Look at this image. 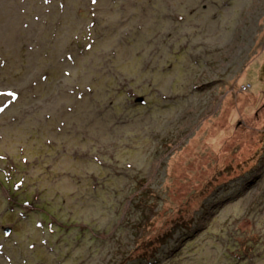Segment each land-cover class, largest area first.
<instances>
[{"label": "rangeland", "instance_id": "1", "mask_svg": "<svg viewBox=\"0 0 264 264\" xmlns=\"http://www.w3.org/2000/svg\"><path fill=\"white\" fill-rule=\"evenodd\" d=\"M263 93L264 0H0V264H264Z\"/></svg>", "mask_w": 264, "mask_h": 264}, {"label": "trees", "instance_id": "2", "mask_svg": "<svg viewBox=\"0 0 264 264\" xmlns=\"http://www.w3.org/2000/svg\"><path fill=\"white\" fill-rule=\"evenodd\" d=\"M190 227L186 229L189 231ZM167 233L158 236L155 240H153L150 244H146L143 246L144 252L139 254L137 257L132 258L129 263L136 262L137 264H159L158 255L160 254V250L168 243Z\"/></svg>", "mask_w": 264, "mask_h": 264}, {"label": "water", "instance_id": "3", "mask_svg": "<svg viewBox=\"0 0 264 264\" xmlns=\"http://www.w3.org/2000/svg\"><path fill=\"white\" fill-rule=\"evenodd\" d=\"M138 102H142V99H139ZM263 102H264V93H263ZM263 108H264V105H263ZM5 232L7 235L11 233L9 229H7Z\"/></svg>", "mask_w": 264, "mask_h": 264}, {"label": "built area", "instance_id": "4", "mask_svg": "<svg viewBox=\"0 0 264 264\" xmlns=\"http://www.w3.org/2000/svg\"><path fill=\"white\" fill-rule=\"evenodd\" d=\"M248 89H249V87H248ZM248 89H245V90L247 91Z\"/></svg>", "mask_w": 264, "mask_h": 264}]
</instances>
